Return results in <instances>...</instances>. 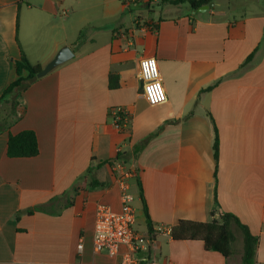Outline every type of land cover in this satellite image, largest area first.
I'll return each instance as SVG.
<instances>
[{
  "label": "crops",
  "instance_id": "0c3cea01",
  "mask_svg": "<svg viewBox=\"0 0 264 264\" xmlns=\"http://www.w3.org/2000/svg\"><path fill=\"white\" fill-rule=\"evenodd\" d=\"M212 3L197 12L186 0H0V96L21 55L43 68L60 48L73 53L0 104H10L0 116V264H117L92 244L96 204L120 207L116 163L138 172L126 180L140 207L138 232L148 234L140 184L152 228L228 213L256 237L253 264H264V0ZM146 57L166 94L158 106L142 95L138 62ZM117 107L129 118L123 131L109 116ZM25 130L38 154L8 158V136ZM101 161L94 175L107 185L88 189L86 172ZM147 255L242 264V248L224 258L201 240L161 233Z\"/></svg>",
  "mask_w": 264,
  "mask_h": 264
},
{
  "label": "built area",
  "instance_id": "2783aa9c",
  "mask_svg": "<svg viewBox=\"0 0 264 264\" xmlns=\"http://www.w3.org/2000/svg\"><path fill=\"white\" fill-rule=\"evenodd\" d=\"M138 76L141 83L142 95L149 106H158L166 101V94L161 83L158 65L154 58H141L138 62ZM113 126L123 131L126 129L129 118L123 108L117 107L109 111ZM120 183V207L113 210L105 203L98 202L94 212L93 250L96 253H105L110 257H118L117 264H173L170 259L161 260L147 255V246L151 243V236L144 235L135 229L136 216L132 206L133 196L129 192L127 179L137 175V169L131 166L124 168L120 163L114 164ZM215 218L218 214H215ZM161 233L170 235V229L157 226L152 235ZM80 241L76 246L77 254L82 252ZM21 264H57L49 262L27 261ZM65 264H84L80 260Z\"/></svg>",
  "mask_w": 264,
  "mask_h": 264
},
{
  "label": "trees",
  "instance_id": "16d2710c",
  "mask_svg": "<svg viewBox=\"0 0 264 264\" xmlns=\"http://www.w3.org/2000/svg\"><path fill=\"white\" fill-rule=\"evenodd\" d=\"M189 6L196 10L197 8L206 5L213 0H186ZM41 67L39 65L30 64L24 55L15 62L16 80L10 83L0 96V104L9 100L13 103L14 98L25 91L30 83L36 80V74ZM25 74V76H24ZM108 86L110 89H116L118 87V78L116 75H109ZM38 154V145L36 136L32 131H22L16 135H9L6 156L8 158H32ZM217 135L215 134L213 142V160L214 169L213 175H216L217 165ZM105 161L99 162L94 168H89L86 174L89 177L87 185L88 189H99L106 187V183L96 180L94 172ZM140 191V200L142 206V212L145 217V226L149 236L153 239V228L149 218L147 206L145 204L143 193L140 184H138ZM235 225L241 231L243 236L242 242V264H253L254 254L257 245V239L250 234L247 227L242 225L239 220L231 214L219 213L215 218L212 213L211 219L207 222L180 220L176 225L170 229V237L173 240H201L206 251H212L219 253L224 258L230 257L231 244L234 242V235L231 230V226Z\"/></svg>",
  "mask_w": 264,
  "mask_h": 264
},
{
  "label": "rangeland",
  "instance_id": "374dc122",
  "mask_svg": "<svg viewBox=\"0 0 264 264\" xmlns=\"http://www.w3.org/2000/svg\"><path fill=\"white\" fill-rule=\"evenodd\" d=\"M175 1L177 2L178 0H175ZM185 7H187V5H184V8ZM131 9H132V11H131L132 15H140L141 16V14H143V15L145 14L143 12L138 14V11L136 10V8L134 6H131ZM156 9H158V8L156 7ZM157 12H158V10H157ZM151 17L154 18L156 16H151ZM9 103L11 104V101H9ZM9 103H6V105L3 104V107L0 108V116H3L5 113L9 112V109H10ZM132 206L135 210V215L137 218L136 223H135V228H137L139 230H143V225L141 224V221H140L142 218L141 213H140V207H139L136 199L133 200ZM233 234H234V242L231 244V250L234 253V255L232 257L234 259L236 257L238 258V256L241 253L242 233L240 231L236 230L235 232H233Z\"/></svg>",
  "mask_w": 264,
  "mask_h": 264
},
{
  "label": "water",
  "instance_id": "95a60500",
  "mask_svg": "<svg viewBox=\"0 0 264 264\" xmlns=\"http://www.w3.org/2000/svg\"><path fill=\"white\" fill-rule=\"evenodd\" d=\"M212 7H213V3L210 2L206 5L197 8L196 10L197 12H204ZM72 57H73V53L67 46L60 48L58 52L54 55V57L43 68H41L39 72H37L36 78H41L45 76L47 73L55 69L57 66L70 60Z\"/></svg>",
  "mask_w": 264,
  "mask_h": 264
}]
</instances>
